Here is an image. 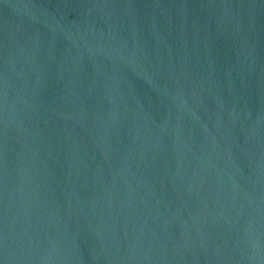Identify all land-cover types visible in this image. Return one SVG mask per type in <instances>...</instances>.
<instances>
[{
    "label": "water",
    "instance_id": "95a60500",
    "mask_svg": "<svg viewBox=\"0 0 264 264\" xmlns=\"http://www.w3.org/2000/svg\"><path fill=\"white\" fill-rule=\"evenodd\" d=\"M0 264H264V0H0Z\"/></svg>",
    "mask_w": 264,
    "mask_h": 264
}]
</instances>
